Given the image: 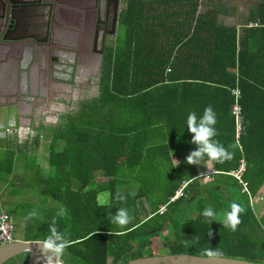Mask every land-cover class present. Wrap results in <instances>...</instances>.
<instances>
[{
	"label": "trees",
	"instance_id": "16d2710c",
	"mask_svg": "<svg viewBox=\"0 0 264 264\" xmlns=\"http://www.w3.org/2000/svg\"><path fill=\"white\" fill-rule=\"evenodd\" d=\"M198 5L199 0L128 3L115 41L103 54L97 97L81 102L49 129L46 179L26 160L27 142L5 147L0 180L12 182L16 155L23 154L24 168L32 174L27 181L39 179L47 197L43 205H16L27 233L24 241L43 242L64 207L67 215L56 217L58 230L70 241L59 257L64 264H125L144 257V249L153 256L154 238L169 254L208 257L206 249H218L219 257L264 263V214L257 216L250 201L264 188V0L245 23L230 26L218 20L229 15L223 6L210 5L200 13ZM248 22L259 25L248 28ZM234 89L240 91L238 120L232 114ZM209 105L217 115L215 139L234 155L222 164L210 161L215 173L204 179L196 165L186 162L196 147L186 120L192 111L200 117ZM39 142L37 136L33 147ZM173 155L180 157L176 165ZM242 159L248 194L229 174ZM183 182H188L185 195L170 202ZM103 191L109 193L107 205L97 202ZM118 191L126 201L116 200ZM141 199L150 208L145 219L137 205ZM233 202L243 208L235 232L220 223ZM209 205L217 213L211 224L202 215ZM160 206H165L162 214ZM121 207L134 217L124 228L108 217ZM33 209L36 217L26 220ZM26 260L21 254L7 263Z\"/></svg>",
	"mask_w": 264,
	"mask_h": 264
},
{
	"label": "flooded vegetation",
	"instance_id": "af4514ba",
	"mask_svg": "<svg viewBox=\"0 0 264 264\" xmlns=\"http://www.w3.org/2000/svg\"><path fill=\"white\" fill-rule=\"evenodd\" d=\"M11 1L0 0V143L10 137L7 124L44 130L43 118L59 98L85 74H100L131 0ZM4 37L18 41L10 45Z\"/></svg>",
	"mask_w": 264,
	"mask_h": 264
},
{
	"label": "rangeland",
	"instance_id": "374dc122",
	"mask_svg": "<svg viewBox=\"0 0 264 264\" xmlns=\"http://www.w3.org/2000/svg\"><path fill=\"white\" fill-rule=\"evenodd\" d=\"M260 1L261 0H200L199 5H198L199 6L198 11L202 13L205 11L206 6L210 7V5L212 6L221 5L228 10L229 15L228 16L220 15L218 17V20L224 25H228V26L241 25L242 23L246 22V18L249 16V13L253 11L254 9H256L257 4ZM206 2H209V4H207ZM123 6H122V9H123ZM114 39H115V36H112L110 39L111 42H113ZM98 78H99V75L97 73L93 77H92V74L90 76L85 74L82 79L75 82L73 87H70L68 89V93H66L67 95H63L61 97L59 96L60 98L57 101L58 103L55 104V106L52 107V111H50L46 115V117L43 118V122H44V125H46V127L44 128L42 132H39L41 133L40 135L47 136V134H50V130L48 128L51 129V127L57 126V124L60 122V118H61L60 115H64L67 113L73 114L79 109V105L81 102L89 101L93 98H96L97 93H98V81H99ZM19 131H20L19 132L20 139H17V141L12 142L11 140L13 138L10 137L9 138L10 141L8 142V144L15 146V145L25 142V140L28 139L24 135L25 129H20ZM35 132L36 131L33 132L34 135H37L38 133H35ZM40 156L42 155H39V157ZM39 157H38V161L40 160ZM24 158H25V155L23 154L16 155V159L22 161L20 163L18 162L16 165L19 166L22 164V167L19 166L20 169L22 170H18V169L16 170L17 167L15 166L16 168L14 167L13 174L14 175L16 174L24 175L26 176V180L22 181L19 184V186L18 185L15 186L11 184V179L7 178L8 182H5L4 186H2L3 184L0 186V212L2 211L8 212L10 213L12 217L13 227H14V230H13V241L14 242L24 241V239L27 238L24 221L22 220L21 215H20L22 211L16 213L15 212L16 205L17 204L19 205L20 203H24V202L25 203H29V202L39 203L40 205H43V203L47 202V197L41 194V188H39V184H37V182L30 183L29 181H27V177L28 176L30 177V175L32 174H31V171H29L28 169L25 170L24 168V165L26 164V160H27L29 162L35 163L33 166L37 169L36 165L39 163L37 161V157L28 155L27 157L28 159L25 160ZM1 179H4V178H1ZM2 188H5V190H3L5 191L3 192V194H1ZM8 192H11L14 195L13 198H10L12 196ZM26 196L28 197L27 199H26ZM256 207L258 210L261 208L264 209V200ZM258 210H256V212ZM163 233L165 234L166 230H164ZM152 242L153 243L151 245V249L153 251L152 252L153 255L169 254V250L162 245L160 240H158L157 238H154ZM149 252L150 250L144 249L141 253L145 257L148 255ZM52 260L53 261L59 260V258L53 256ZM10 263L11 262L5 263V264H10Z\"/></svg>",
	"mask_w": 264,
	"mask_h": 264
},
{
	"label": "clouds",
	"instance_id": "9594fccd",
	"mask_svg": "<svg viewBox=\"0 0 264 264\" xmlns=\"http://www.w3.org/2000/svg\"><path fill=\"white\" fill-rule=\"evenodd\" d=\"M217 115L214 108L207 106L203 114L198 117L195 111L188 114L186 120V128L192 133L191 144L195 145V150L191 151L186 157V162L189 165L206 164L207 161L215 163H224L231 160L234 153L230 152L219 140L215 139L218 136L216 129ZM230 148H235L236 145H229ZM132 195H135L134 193ZM116 200L126 201L127 197L122 195L119 191L116 193ZM243 212V208L236 202L230 204L229 210H225L223 214V220L220 223L224 229H230L235 232L240 224V213ZM37 212L35 209L30 211L25 217L26 220L35 218ZM67 215V209L60 207L56 213V217H65ZM206 222L212 223L216 221L215 217L217 213L209 205L205 207L202 212ZM54 217L52 222L48 226V235L41 244L42 253L45 255L48 264H51L52 257H61L64 251L70 246V241L66 239L65 235L57 228V219ZM110 224L116 225L118 228L126 227L134 219L129 214L127 208L121 207L116 210L114 214H108ZM208 235L212 233L209 231ZM187 244V241H185ZM203 255L213 257L220 255V252L213 249H206Z\"/></svg>",
	"mask_w": 264,
	"mask_h": 264
},
{
	"label": "water",
	"instance_id": "95a60500",
	"mask_svg": "<svg viewBox=\"0 0 264 264\" xmlns=\"http://www.w3.org/2000/svg\"><path fill=\"white\" fill-rule=\"evenodd\" d=\"M13 5L11 0H7ZM9 15V14H8ZM10 17L12 15L10 14ZM3 41L10 45H14L18 39L13 37H4ZM16 124H7V129H16ZM42 242L40 241H16L6 246H0V264H5L12 258L21 254H26V264H45L46 257L42 253ZM51 262L64 264L59 260H51ZM125 264H264L246 261L243 259L227 258V257H203L192 254H165L145 256L132 259Z\"/></svg>",
	"mask_w": 264,
	"mask_h": 264
},
{
	"label": "crops",
	"instance_id": "0c3cea01",
	"mask_svg": "<svg viewBox=\"0 0 264 264\" xmlns=\"http://www.w3.org/2000/svg\"><path fill=\"white\" fill-rule=\"evenodd\" d=\"M207 9V8H206ZM226 16H228V15H226ZM52 128V127H51ZM48 129H50V128H48ZM43 131V130H42ZM42 131H39V132H42ZM38 131H36L35 133H38L37 135H34V133H32V134H27L26 135V137L28 138L27 140H25V142H27V144H28V149H27V154H29V155H33V156H35V157H37V161H38V157H39V155H42V156H40L39 157V163L36 165V167H37V170H38V172H39V176L41 177V180H43V179H46V177H47V175L49 174V172L51 171L50 169H49V165H48V163H47V148H48V144H49V139L47 138V136L49 135V134H47V136L46 135H44V136H41L40 134L41 133H39ZM46 134V133H45ZM34 135V136H33ZM37 136H39V138H40V144H39V146L37 147V148H34L33 147V143L35 142V139L37 138ZM29 137H30V139H29ZM17 139L18 138H14V139H12L11 141L12 142H14V141H17ZM10 141V139L8 138L7 139V141H2L1 143H0V155H1V153L4 151V149H5V147L6 146H8V145H10V144H8V142ZM41 143H43V144H41ZM23 144H25L24 142H23ZM13 147H15V146H13ZM29 150V151H28ZM43 153H45V154H43ZM172 161H173V164L174 165H176L177 163H179V161H180V157L179 156H176V155H173L172 156ZM20 163V162H22L21 160H18V159H16L15 160V166L17 167H15L16 168V170L18 169V170H22V169H20V167H22V164L21 165H19V166H17L16 164L17 163ZM43 162H44V164H43ZM44 165V166H43ZM210 169H213V164H212V162H210V161H207L206 162V164H204V163H201L200 165H196V171H197V173H198V175H200L202 172H205V171H207V170H210ZM38 176V177H39ZM21 177H20V174H16V175H14L13 176V180H12V182H11V184L12 185H18L19 186V184L21 183V179H20ZM38 180L39 179H34V181L33 182H37V184H38ZM41 180H40V183H41ZM4 180L3 179H1L0 180V186L2 185V186H4ZM3 190H5V188H2L1 189V191H2V193L1 194H3V192H5V191H3ZM8 193H10V192H8ZM14 196V195H13ZM10 198H13V197H10ZM109 201H110V197H109V193H108V191H103V192H99L98 194H97V202H98V204L99 205H107L108 203H109ZM261 202H257V203H255L254 205H253V210L255 211V213H256V215L257 216H262L263 214H264V209L263 208H261V209H257V207L256 206H258L259 204H260ZM137 205H138V208H139V211H140V215H141V218H147V217H149L150 216V208H149V206H148V204H147V202L145 201V199H141V200H139L138 201V203H137ZM256 210H258L257 212H256Z\"/></svg>",
	"mask_w": 264,
	"mask_h": 264
},
{
	"label": "built area",
	"instance_id": "2783aa9c",
	"mask_svg": "<svg viewBox=\"0 0 264 264\" xmlns=\"http://www.w3.org/2000/svg\"><path fill=\"white\" fill-rule=\"evenodd\" d=\"M259 24L257 22H248L246 26L248 28H253L257 27ZM232 94L235 98V102L232 106V114L235 116V118L238 120L241 115V108L238 103V99L240 98V91L238 89H234L232 91ZM237 132L240 130V125L237 123ZM19 130H7V135L14 138L19 137ZM18 135H17V134ZM27 134H32L31 131L25 130L24 135L26 136ZM9 137V138H10ZM246 171V162L244 159L240 161V164L237 168V170L230 172L229 174L232 175L240 184L242 187L241 191L245 192L248 194V184L247 182L243 179V174ZM215 171L213 169L207 170L205 172H202L198 177L199 178H204V179H209ZM188 185V182H183L181 186L175 191L174 195L170 198V202H173L185 195L184 191L186 189V186ZM264 200V188H262L255 196L251 197V203L254 205L257 202H262ZM165 211V206H160L158 213L162 214ZM13 220L11 215L8 212L2 211L0 212V246H6L11 243H13Z\"/></svg>",
	"mask_w": 264,
	"mask_h": 264
},
{
	"label": "bare ground",
	"instance_id": "6f19581e",
	"mask_svg": "<svg viewBox=\"0 0 264 264\" xmlns=\"http://www.w3.org/2000/svg\"><path fill=\"white\" fill-rule=\"evenodd\" d=\"M45 264H48V261L47 260H45ZM51 264H54L53 262H51ZM55 264H58V263H55Z\"/></svg>",
	"mask_w": 264,
	"mask_h": 264
}]
</instances>
